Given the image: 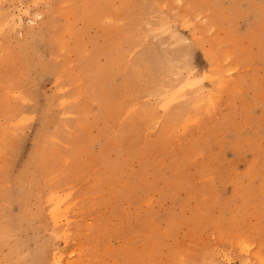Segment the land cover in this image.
<instances>
[{
  "label": "rangeland",
  "instance_id": "rangeland-1",
  "mask_svg": "<svg viewBox=\"0 0 264 264\" xmlns=\"http://www.w3.org/2000/svg\"><path fill=\"white\" fill-rule=\"evenodd\" d=\"M0 264H264V0H0Z\"/></svg>",
  "mask_w": 264,
  "mask_h": 264
},
{
  "label": "bare ground",
  "instance_id": "bare-ground-1",
  "mask_svg": "<svg viewBox=\"0 0 264 264\" xmlns=\"http://www.w3.org/2000/svg\"><path fill=\"white\" fill-rule=\"evenodd\" d=\"M149 72H150V71H149ZM150 74H151V73H150ZM150 74H149V75H150ZM134 85H136V84H134ZM136 86H137V85H136ZM136 86H135V88H136ZM174 112H176V111H174Z\"/></svg>",
  "mask_w": 264,
  "mask_h": 264
}]
</instances>
